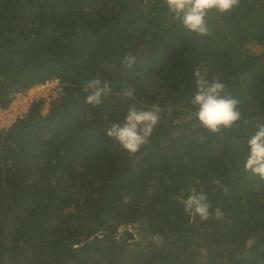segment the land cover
I'll list each match as a JSON object with an SVG mask.
<instances>
[{"label":"trees","instance_id":"trees-1","mask_svg":"<svg viewBox=\"0 0 264 264\" xmlns=\"http://www.w3.org/2000/svg\"><path fill=\"white\" fill-rule=\"evenodd\" d=\"M206 21L191 33L163 0H0V109L54 78L63 90L0 131V264H264V180L243 167L264 123V0ZM197 68L238 100L232 129L193 115ZM95 78L111 94L93 107ZM129 103L162 110L134 155L104 132ZM193 191L223 217L191 219L178 197Z\"/></svg>","mask_w":264,"mask_h":264},{"label":"clouds","instance_id":"clouds-1","mask_svg":"<svg viewBox=\"0 0 264 264\" xmlns=\"http://www.w3.org/2000/svg\"><path fill=\"white\" fill-rule=\"evenodd\" d=\"M240 2L241 0H163L168 11L173 14L174 20H179L187 31L201 36L210 34L206 21L209 12L215 10L219 14H224L239 7ZM133 60L134 57L124 58L129 67L132 66ZM194 76L196 88L191 103L197 110L193 115L210 133L216 134L221 133V129L225 131L232 129L241 119V113L237 108L238 100L225 94V85L222 82L217 78L209 81L199 68L194 71ZM82 91L87 94L85 103L96 107L108 99L111 85L109 81L102 82L99 78L85 80ZM24 92L15 94L11 103L15 96ZM123 95L131 100L134 98V90L126 89ZM161 112L158 105L143 110L135 103H129L123 120L109 122L104 129L105 135L129 155H134L141 146L149 142L153 130L160 122ZM247 147L248 155L243 165L244 170L253 177L264 180V123L256 124L254 134L247 140ZM178 199L183 205L184 212L191 219L199 217L201 221H207L210 217L215 219L223 217L222 210L218 207L213 208L206 193L193 191L187 196L181 193ZM155 239L159 241L160 238Z\"/></svg>","mask_w":264,"mask_h":264},{"label":"rangeland","instance_id":"rangeland-1","mask_svg":"<svg viewBox=\"0 0 264 264\" xmlns=\"http://www.w3.org/2000/svg\"><path fill=\"white\" fill-rule=\"evenodd\" d=\"M256 47L259 48V46ZM56 95L57 93H55L52 84H49L45 88L34 86L31 90L15 96L14 103H11L7 109H0V131L10 127L17 118L24 117V115L28 113L31 104L40 99L45 100L42 113L46 114L51 100L54 99Z\"/></svg>","mask_w":264,"mask_h":264},{"label":"built area","instance_id":"built-area-1","mask_svg":"<svg viewBox=\"0 0 264 264\" xmlns=\"http://www.w3.org/2000/svg\"><path fill=\"white\" fill-rule=\"evenodd\" d=\"M49 84H52L55 93H57L56 97L59 96L60 94H62V91H63L62 90V84L58 78L53 79L51 81H48L45 85H42V87L45 88ZM14 101H15V99L12 100V103H14Z\"/></svg>","mask_w":264,"mask_h":264},{"label":"bare ground","instance_id":"bare-ground-1","mask_svg":"<svg viewBox=\"0 0 264 264\" xmlns=\"http://www.w3.org/2000/svg\"><path fill=\"white\" fill-rule=\"evenodd\" d=\"M42 88V86H40ZM16 104V103H15Z\"/></svg>","mask_w":264,"mask_h":264}]
</instances>
